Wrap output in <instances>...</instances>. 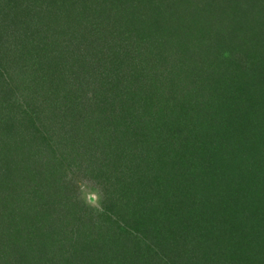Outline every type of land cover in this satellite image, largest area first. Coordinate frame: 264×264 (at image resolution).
<instances>
[{"label": "rangeland", "instance_id": "374dc122", "mask_svg": "<svg viewBox=\"0 0 264 264\" xmlns=\"http://www.w3.org/2000/svg\"><path fill=\"white\" fill-rule=\"evenodd\" d=\"M263 189L264 0H0V264H264Z\"/></svg>", "mask_w": 264, "mask_h": 264}, {"label": "trees", "instance_id": "16d2710c", "mask_svg": "<svg viewBox=\"0 0 264 264\" xmlns=\"http://www.w3.org/2000/svg\"><path fill=\"white\" fill-rule=\"evenodd\" d=\"M60 9V8H59ZM109 15H110V18L113 16V13H109ZM109 15H108V18H109ZM94 35L96 36V34L94 33ZM90 41H92V40H89V41H87L88 43H92V42H90ZM86 42V43H87ZM84 44H85V42H84ZM88 47H90V45H87ZM76 47H77V44H76ZM110 50L115 54V49H114V47H113V44H111L110 43ZM72 67V66H71ZM66 73H73L74 72V74L76 73L73 69L70 71V72H68L67 70L65 71ZM64 72V73H65ZM74 74H72V75H74ZM69 75V74H68ZM251 92H249V94H250ZM248 97L249 98H251L250 96H246V97H242L243 98V100H245V98L246 99H248ZM241 98V99H242ZM252 99H250V101H251ZM241 103H244V102H241ZM207 141V140H206ZM203 160H205V157L203 158ZM218 160V159H217ZM206 163V162H205ZM208 163V162H207ZM209 165V166H208ZM212 166V164L209 162L207 165H205V168H203V167H201V169L203 168V172L205 173L206 172V169H207V167H208V173H209V175H210V171H211V177H213L215 174H214V170H213V166ZM205 169V170H204ZM213 170V171H212ZM220 172H222V174H220L219 173V175H218V177L217 178H219L220 180H219V182L221 183L222 182V184H221V187H223V185L224 184H226V186L228 187V189H230L231 191L230 192H233V193H231L234 197V199H237L238 201H237V205H238V203H240V205H242V203H243V198H245L244 196L243 197H237V192H238V188H240L241 186H243L246 182H244V183H240V184H237V183H235V176H233L232 175V172H231V170H230V168L229 167H224L222 170H220ZM202 175V172L201 171H199V170H195V172H194V176H199V175ZM176 178L177 179H181V178H183V177H185V174L183 173V172H181V173H176ZM188 177V176H187ZM216 177V176H215ZM217 178H214L213 180H211L212 182H216V183H219L216 179ZM193 182H194V185H193V187L195 188V190H202L203 191V188H198L199 186H198V184H196V181L195 180H193ZM248 182V181H247ZM245 185H248V184H245ZM250 185V184H249ZM203 187H206V185L205 186H203ZM248 189H250V187L249 188H247V190ZM11 191V190H10ZM10 191H8L7 192V194H5V196L6 197H8L11 193H10ZM263 192H264V189H263ZM235 194V195H234ZM249 195V194H248ZM247 195V196H248ZM4 196V197H5ZM5 200H6V198H5ZM4 204H5V201H4ZM261 209H264V206H262L261 207ZM152 249V247H150V246H148L147 247V252L149 251V250H151ZM146 251V250H145ZM142 261V260H141Z\"/></svg>", "mask_w": 264, "mask_h": 264}, {"label": "clouds", "instance_id": "9594fccd", "mask_svg": "<svg viewBox=\"0 0 264 264\" xmlns=\"http://www.w3.org/2000/svg\"><path fill=\"white\" fill-rule=\"evenodd\" d=\"M100 200H101V197L96 191L89 193V195L86 197V202L91 206L100 205ZM96 211L98 213H103L105 209L102 205H100L99 207H96Z\"/></svg>", "mask_w": 264, "mask_h": 264}]
</instances>
